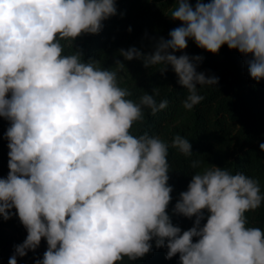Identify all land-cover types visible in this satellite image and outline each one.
Here are the masks:
<instances>
[{
	"label": "clouds",
	"instance_id": "obj_1",
	"mask_svg": "<svg viewBox=\"0 0 264 264\" xmlns=\"http://www.w3.org/2000/svg\"><path fill=\"white\" fill-rule=\"evenodd\" d=\"M115 3L0 0V117L10 124L0 217L18 215L27 231L8 264L35 252L42 239L48 247L36 264H122L125 257L148 254L153 240L156 248H167V259L179 254L180 264H264V231L248 227L245 215L264 202L259 182L217 166L195 173L173 209L195 217L182 232L167 211L173 191L169 145L131 131L143 121L144 108L155 115L168 101L157 103L145 93L136 103L119 86L116 71L85 62L79 50L64 54L61 41L72 47L85 33L99 34L102 22L117 14ZM176 4L170 17L182 26L169 32L170 39L161 37L151 54L132 47L120 55L142 60L146 68L163 65L161 74L171 66L189 93L183 102L188 110L204 99L197 85L218 83L196 71L202 57L175 54L189 39L213 54L226 44L251 55L245 61L250 77L264 79V0ZM115 65L124 67L120 60ZM171 147L192 155L190 141L180 135ZM259 148L264 151V143Z\"/></svg>",
	"mask_w": 264,
	"mask_h": 264
},
{
	"label": "trees",
	"instance_id": "obj_2",
	"mask_svg": "<svg viewBox=\"0 0 264 264\" xmlns=\"http://www.w3.org/2000/svg\"><path fill=\"white\" fill-rule=\"evenodd\" d=\"M195 2L190 0L193 7ZM115 6L117 14L102 22L104 26L99 34L85 33L72 42V47L66 41L61 43L65 55L79 50L85 62L98 61L97 67L101 69L115 71L116 60L131 66L132 77L140 80L127 88L132 93L128 99L139 103V98L148 93L154 95L157 103L165 99L168 101V106L155 115L144 108L143 121L135 123L131 131L135 136L148 132L169 145L168 184L173 191L167 211L172 223L179 226L182 232L193 227L195 217L175 214L173 209L180 193L187 190L192 176L213 166L228 169L232 174L243 172L259 182L261 195H264V151L259 148L264 143V79L257 83L250 77L245 61L251 59V55L246 57L238 50H230L226 44L217 54H213L189 39L188 47L175 54L202 57L196 71L203 72L206 77H218V83L197 85L198 94L204 99L191 110L185 109L183 102L189 93L178 83L171 66L161 74L163 65L146 68L142 60L128 61L120 55L121 49L132 47L151 54L161 37L170 39L169 32L182 26L180 21L170 17L177 7L176 0H152L149 3L144 0H116ZM217 57L221 60H217ZM9 126V121L0 117V177L3 178L7 177L9 171L8 141L4 138ZM177 135L190 141L191 156H185L179 149L171 147ZM193 161H200V167L193 168ZM11 211L15 213L16 210ZM204 215L201 226L206 223V210ZM245 215L248 227H258L264 231V202ZM26 236L27 231L18 215H13L7 221L0 217V264H8L15 246L23 243ZM151 243L152 250L144 257L134 261L125 257L122 264H180L179 254L167 259V248H156L154 240ZM47 247L46 240L42 239L35 252L29 251L25 257H17V264H36L37 259L42 260Z\"/></svg>",
	"mask_w": 264,
	"mask_h": 264
},
{
	"label": "rangeland",
	"instance_id": "obj_3",
	"mask_svg": "<svg viewBox=\"0 0 264 264\" xmlns=\"http://www.w3.org/2000/svg\"><path fill=\"white\" fill-rule=\"evenodd\" d=\"M152 1V0H151ZM145 3H149V0H144ZM217 60H221L217 57ZM118 84L121 88H129L131 85L136 83V80H140V78L132 77L133 70L131 66L124 65L122 69L116 68ZM145 77V76H142Z\"/></svg>",
	"mask_w": 264,
	"mask_h": 264
}]
</instances>
